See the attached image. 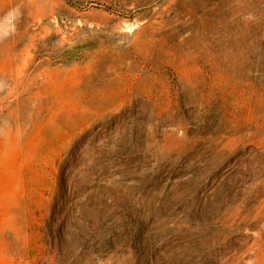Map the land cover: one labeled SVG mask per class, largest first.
<instances>
[{
  "label": "rangeland",
  "instance_id": "rangeland-1",
  "mask_svg": "<svg viewBox=\"0 0 264 264\" xmlns=\"http://www.w3.org/2000/svg\"><path fill=\"white\" fill-rule=\"evenodd\" d=\"M0 264H264V0H0Z\"/></svg>",
  "mask_w": 264,
  "mask_h": 264
}]
</instances>
